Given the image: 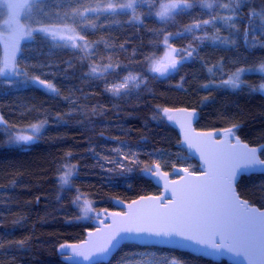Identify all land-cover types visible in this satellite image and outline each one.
I'll list each match as a JSON object with an SVG mask.
<instances>
[{"label":"trees","instance_id":"16d2710c","mask_svg":"<svg viewBox=\"0 0 264 264\" xmlns=\"http://www.w3.org/2000/svg\"><path fill=\"white\" fill-rule=\"evenodd\" d=\"M170 1L176 0H147L137 9L140 20L126 9L79 15L123 0H39L33 5L31 27L73 26L91 50L33 32L19 41L16 57L17 68L26 75L0 76V113L6 122L0 124V264H67L58 247L82 241L93 228L82 220L79 196L99 211L114 210V199L130 202L160 194L145 176L154 164L173 178L175 167L198 172L199 164L181 146L165 109H195L197 129L236 127L244 142L264 144V93L258 91L264 74H244L236 89L221 85L239 68L264 64V35L251 32L264 27V20L249 19L251 10L264 12V0H246L236 11L230 0H206L211 7L203 0H187L191 8L160 19L157 9ZM228 16L233 19H222ZM205 20L211 23L203 24ZM166 41L179 50L181 64L161 78L151 65L163 56ZM2 58L0 46V67ZM33 77L55 91L34 85ZM33 125L43 126L36 140L25 146L13 143V133ZM69 167L76 174L64 187L61 177ZM237 189L242 198L264 208V175L243 176ZM172 261L228 264L135 244L124 245L101 264Z\"/></svg>","mask_w":264,"mask_h":264},{"label":"snow or ice","instance_id":"6c2138e0","mask_svg":"<svg viewBox=\"0 0 264 264\" xmlns=\"http://www.w3.org/2000/svg\"><path fill=\"white\" fill-rule=\"evenodd\" d=\"M76 3H83L84 0H74ZM206 3V0H203ZM147 3V0H123L119 3H108L106 10L110 13H115L117 9L130 10L134 20H140L137 14V9L140 5ZM234 5L233 11L239 9L242 5H246V0H230ZM211 7V4H207ZM29 7L25 2L20 0H8L7 8L10 10V19L5 23L10 26V51L6 53L3 59V66L0 67V76L26 75L21 69L17 68L16 52L19 49V41L25 37L31 38L33 32L50 33L52 39L60 37L62 32L70 29H50L31 27L25 28L19 23V10ZM192 5L187 3V0L182 2L172 3L163 6V10L156 15L161 19L170 17L176 9L191 8ZM228 8L229 5H223ZM100 12L98 8H86L84 12L79 13L82 17L85 13L89 15ZM67 15V14H66ZM259 17L264 20V12H249V19ZM225 21H231V16L222 18ZM33 23H38L33 21ZM211 21L205 20L203 24H209ZM194 27H200L199 24ZM234 27V25H233ZM257 31L264 35V27L252 28L251 32L254 35ZM243 39H249V31L245 30ZM81 40L83 38L81 37ZM84 47L87 48V42H84ZM195 51V49H193ZM191 56L189 52L188 58ZM172 68L176 67V63L171 64ZM106 70V69H105ZM97 68L93 67L92 72H96ZM155 71H161L157 68ZM163 71H167L164 69ZM211 72L212 69H209ZM259 72L264 74V64L259 68H239L234 72L225 84L233 88H239L244 83L240 79L243 74H251ZM134 79V78H133ZM34 85L46 87L49 91H55L51 84H45V81L39 77L31 78ZM207 87V85L205 86ZM115 90V89H113ZM256 90V89H254ZM260 91H264V84L259 85ZM168 112L167 109L164 110ZM193 114L189 113V117ZM172 119L171 116L168 117ZM0 124H6L3 118L0 117ZM38 129L39 126H31ZM228 134H232L231 129ZM16 141H31L32 136L20 135L14 138ZM187 139V136H186ZM237 139L236 145L221 146L214 144V149L206 157L208 171L204 173V179L181 188L179 191L173 187V200L165 203L157 208L137 209L134 212L125 214V219L122 223L126 226L118 228L112 235L108 237L105 243L101 246H94L96 253L107 254L112 248L121 243L122 240L129 238L130 234L148 233L157 236H179L193 241L195 244L207 245L213 249H226L228 252L242 257L247 261V264H264V212L248 205L247 201H242L236 195L233 188V179L237 174L238 169L244 171L261 170L264 171V159H261L258 152L264 153V145L257 148H249L247 145H240ZM242 149L237 151V149ZM158 168L159 165H156ZM184 171H187L185 169ZM149 175L152 169H147ZM71 170L67 171L61 177V183L67 184ZM175 184V182H173ZM79 199V198H78ZM144 199V198H141ZM159 200L158 197L149 198ZM133 201V204H136ZM92 211L90 205L85 202L84 212L87 214ZM114 216L119 214H113ZM113 223H116L114 220ZM148 224L151 226L145 227ZM68 247L61 245V248ZM74 253L84 256L85 259H90L93 252L78 249L76 246H71ZM71 257H69L70 259ZM171 264H176L172 261Z\"/></svg>","mask_w":264,"mask_h":264},{"label":"water","instance_id":"95a60500","mask_svg":"<svg viewBox=\"0 0 264 264\" xmlns=\"http://www.w3.org/2000/svg\"><path fill=\"white\" fill-rule=\"evenodd\" d=\"M175 62L176 67L172 68L171 64ZM181 62L179 60H171L161 63L157 68L161 71H155L156 75L161 78L168 77L174 74L179 68ZM167 69V71H163ZM45 84H48L45 82ZM38 86V85H36ZM47 89L46 87H41ZM189 113L193 115L189 117ZM167 122L172 125L178 132L180 137V144L186 150L188 156L192 157L199 164V171L193 172L185 167H175L173 170L174 178L172 174L163 170L159 165L157 168L154 164L151 169V175L145 172V176L152 180V182L160 189L158 195H144L140 196L130 202H124L119 199H114L113 204L116 209L108 210L102 209L96 214V218L92 221L93 228L89 229L85 233V238L77 243H64L62 245L68 246L61 248V245L57 249V253L62 256V260L67 264H101L109 263L113 256L126 244H135L141 247H159L165 249L176 250L180 252H187L194 256L202 257L213 262L225 261L228 264H247V261L243 260L242 257L236 256L235 254L228 252L226 249H213L207 245L195 244L193 241L179 237V236H157L148 233L142 234H130L129 238L122 240L119 245L112 248L107 254L96 253L94 246H101L105 243L110 235L118 228L125 227L122 223L125 219V214L134 212L137 209L146 208H157L173 200L172 190L175 187L178 191L189 183H194L204 179V173L208 171V165L205 160L207 155L213 151L214 144L221 146L236 145L237 139L240 145H247L249 148H257L260 146H251L244 142L239 136L235 134L236 127H230L219 130H199L196 128V123L199 118L198 111L195 109H189L184 107L170 108L166 113ZM171 116L172 119L168 117ZM0 117H2L0 113ZM231 129L232 134H228V130ZM187 136V139H186ZM242 149H237L240 151ZM261 157V153L258 152ZM187 169V171H184ZM253 174H262L264 171L259 169L244 171L242 169L237 170V174L233 179V188L242 201H247L248 205L264 212V208L251 204L248 200L242 198L238 192L237 185L243 176H250ZM175 182V184H173ZM158 197L159 200H153L149 198ZM144 198V199H141ZM136 201V204H133ZM113 214H119L114 216ZM116 223H113V221ZM145 227L151 226L148 224L143 225ZM71 246H76L78 249L86 251H92L93 254L90 259H85L84 256L77 255L73 252ZM69 257H71L69 259Z\"/></svg>","mask_w":264,"mask_h":264},{"label":"rangeland","instance_id":"374dc122","mask_svg":"<svg viewBox=\"0 0 264 264\" xmlns=\"http://www.w3.org/2000/svg\"><path fill=\"white\" fill-rule=\"evenodd\" d=\"M37 1H39V0H20V2H25L27 5H29V7H26L24 9L19 10V23L24 25L25 28L31 27L29 19L31 18V15H32L33 5ZM7 2H8V0H0V46H1V49H2V55H3L2 62H3V59H4L5 55H6V53L10 51V41H9L10 26L5 23L6 21H9V19H10V10L7 8ZM177 2H182V1H177L176 0V1H170V2L163 3L157 9L156 14L163 10V6L169 5V4H172V3H177ZM101 8H105L106 9L107 8V4L106 5H102L100 8L98 7V9H101ZM117 10H119V9H117ZM178 10H181V9H176L173 12V14L175 12H177ZM173 14L170 17H172ZM170 17H167L165 19H169ZM31 28H33V27H31ZM46 28H50V29H70L68 31H64V32L61 33V35L63 36V39H61L60 37H57L56 40H63L64 45L69 46V47H80L81 49H83L85 51L91 50V45H89L88 43H87V48L84 47L85 40H81V37H80V34H79L78 30L75 27H73V26H49V27H46ZM33 29H35V28H33ZM46 34L50 35V33H46ZM18 53H19V49L16 52V57H17ZM178 54H179V50L174 48V47H172V45H170V43L168 41H166V48H165L163 56H161L158 60H156V61H154L152 63L151 69L153 71H155L156 67H158L161 63H164V62H167V61H171V60H179ZM2 66H3V63L1 65V67ZM256 68H259V67H256ZM257 73H259V72H257ZM243 75H241V77ZM11 76H13V75H7V76H3V77H11ZM241 77H240V79H241ZM228 79H226L225 81H227ZM131 81H128V82H131ZM221 85H223L224 87H229V88L233 89V87H231L230 85L225 84L224 82H222ZM122 87H124V85L120 86V87H116L115 90L119 91ZM258 91H260V90H258ZM260 92L264 93V91H260ZM37 126H39L38 129H35L33 127H28V128H24V129H22L20 131H17L15 133H13L14 138L16 136H20V135L32 136L33 139L31 141H27V142H25V141H16L13 138V143H15L17 145H21V146L22 145L23 146L29 145L30 142H32V141L37 139L38 135L41 133V131L43 129L42 125H37ZM69 170H71V175L69 177L68 183L67 184H62L64 187H68L70 185L71 179L76 174V170H75L74 167H69L65 171V173L67 171H69ZM65 173L62 176H64ZM85 202H87V204L90 205V207L92 209V211L88 212L87 214H85V212H84ZM78 204H79L80 209H81L82 220L92 222L96 218L95 216L99 212V210L95 207V205L88 198H86L83 195L79 196ZM143 255L144 256H148L149 253H144Z\"/></svg>","mask_w":264,"mask_h":264}]
</instances>
